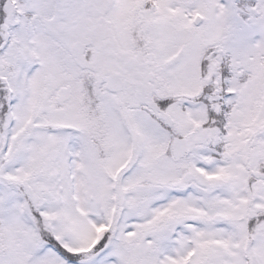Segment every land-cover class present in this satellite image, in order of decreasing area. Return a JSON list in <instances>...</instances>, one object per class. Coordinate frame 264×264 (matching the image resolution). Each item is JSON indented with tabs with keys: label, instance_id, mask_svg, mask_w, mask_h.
I'll use <instances>...</instances> for the list:
<instances>
[{
	"label": "snow or ice",
	"instance_id": "1",
	"mask_svg": "<svg viewBox=\"0 0 264 264\" xmlns=\"http://www.w3.org/2000/svg\"><path fill=\"white\" fill-rule=\"evenodd\" d=\"M0 264H264V0H0Z\"/></svg>",
	"mask_w": 264,
	"mask_h": 264
}]
</instances>
